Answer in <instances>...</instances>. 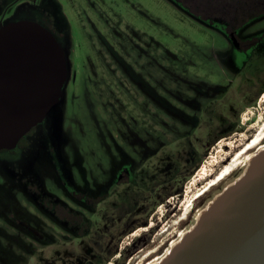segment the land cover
<instances>
[{
	"label": "rangeland",
	"instance_id": "374dc122",
	"mask_svg": "<svg viewBox=\"0 0 264 264\" xmlns=\"http://www.w3.org/2000/svg\"><path fill=\"white\" fill-rule=\"evenodd\" d=\"M21 20L53 34L67 78L27 145L0 150V264L162 261L264 154L263 139L179 222L214 146L218 171L264 136V15L243 50L172 0H0V27Z\"/></svg>",
	"mask_w": 264,
	"mask_h": 264
},
{
	"label": "water",
	"instance_id": "95a60500",
	"mask_svg": "<svg viewBox=\"0 0 264 264\" xmlns=\"http://www.w3.org/2000/svg\"><path fill=\"white\" fill-rule=\"evenodd\" d=\"M66 78L64 52L48 29L25 20L0 27V150L15 149L43 122ZM210 209L162 264H264V154Z\"/></svg>",
	"mask_w": 264,
	"mask_h": 264
},
{
	"label": "trees",
	"instance_id": "16d2710c",
	"mask_svg": "<svg viewBox=\"0 0 264 264\" xmlns=\"http://www.w3.org/2000/svg\"><path fill=\"white\" fill-rule=\"evenodd\" d=\"M181 8L195 18L212 26L223 29L229 36L233 33L239 43V49H253L263 35L241 40L237 32L247 26L254 19L264 15V0H172ZM52 28V27H51ZM34 128L27 134L31 135ZM26 135V136H27ZM23 137L18 147H25L27 144ZM56 207L54 212L60 220L73 222L79 220L77 216Z\"/></svg>",
	"mask_w": 264,
	"mask_h": 264
},
{
	"label": "bare ground",
	"instance_id": "6f19581e",
	"mask_svg": "<svg viewBox=\"0 0 264 264\" xmlns=\"http://www.w3.org/2000/svg\"><path fill=\"white\" fill-rule=\"evenodd\" d=\"M261 101H263V99ZM259 133L256 134L255 136H253L252 138H250L247 141V143L240 150L235 152V154L232 155V157L226 162V164H224V166L220 169L219 172H217V174H215L213 177H210L211 176L210 174L213 172L214 163H215V157H214L213 151L216 150V149L219 150L221 148L222 142L224 140H222L221 142H218L216 144V146H214L215 148H213L211 150V154L212 155L204 162L203 166L200 168V170L196 173L194 178L189 182L188 186L186 187V193L187 194L192 193V194H191V196L188 198V200L184 204L185 206H186V204H188L186 206L185 210H184V213H183V215L185 217L181 218L179 221L182 222V221L185 220V218H187L188 214L192 211L191 206H193V204H194V202L196 200H198L203 195H205L206 193L210 192L212 188L216 187L221 182L226 180L234 171H236L240 167L241 158L244 155H246L248 152H250V151L254 150L255 148H257L262 143V141L264 139V136H261V134H263V133H261V134H259ZM243 148H245L244 151H242ZM259 152L262 153V152H264V150L261 149ZM256 155L257 154H254V156L252 158L248 159V163H250L253 160H256L257 157H258ZM199 184H201L200 187H198ZM194 189H195V191L193 192ZM195 197H197V198L195 199ZM219 200H221L220 197L215 202H218ZM206 212L207 211L202 212V213L200 212L196 216L195 220L197 222H200L201 217ZM144 231H147V229L146 228L138 229L134 233H132L130 236L138 237L139 234L141 232H144ZM183 235H184V237H187L189 235V232H186V234H183ZM126 239H127V237H126ZM179 246L180 245L178 243L174 244L171 247L172 250L170 249L171 251L169 250L166 253L168 255L165 256L162 259V261L150 260V257L155 253L156 249L149 250L148 252H145L143 256L140 257V260L138 261L137 264H162L164 261H166L169 258V256L171 255L172 251L176 250Z\"/></svg>",
	"mask_w": 264,
	"mask_h": 264
},
{
	"label": "flooded vegetation",
	"instance_id": "af4514ba",
	"mask_svg": "<svg viewBox=\"0 0 264 264\" xmlns=\"http://www.w3.org/2000/svg\"><path fill=\"white\" fill-rule=\"evenodd\" d=\"M232 34H233V33H232ZM232 34H231V35H232ZM233 35H234V34H233ZM234 37H235V35H234ZM235 39H236V37H235ZM237 43H238V42H237ZM237 48H239V43H238V47H237ZM263 97H264V96H262L261 99L264 100ZM262 102H263V101H262ZM19 142H20V141H19ZM18 144H19V143H18ZM244 145H245V144H244ZM247 145H248V144H247ZM247 145H246V146H247ZM17 146H18V145H17ZM246 146H245V147H246ZM244 149H245V148H243L242 151H244ZM13 150H14V149H13ZM245 151H246V150H245ZM204 162H205V161H204ZM204 162H203V164H204ZM203 164H202L201 166H203ZM214 165H215V164H214ZM223 166H224V165H223ZM198 167H199V166H198ZM198 167L196 168V170L198 169ZM215 167H216V166H215ZM199 170H200V167H199V169L196 171V173H197ZM219 171H220V169H219L218 171H215V169H214L213 172L210 174V175H211L210 177H213V176H214L215 174H217V172H219ZM196 173H195V175H196ZM195 175H194V176H195ZM194 176H193V177H194ZM200 185H201V184H199L198 187H200ZM197 197H198V196H197ZM197 197H195V199H196ZM191 198H192V197H191ZM183 207H184V209H183V213H184V210H185L186 207H185V205H183ZM191 208H192V206H191ZM188 215H189V214H188ZM196 216H197V215H196ZM184 217H185V216L183 215L182 218H184ZM179 220H180V219H179ZM179 222H181V221H179ZM149 227H151V226H149ZM142 228H143V227H142ZM138 229H141V228H138ZM138 229H136V230H138ZM146 229H147V228H146ZM136 230H135V231H136ZM135 231H133L132 233H134ZM144 232H145V231H144Z\"/></svg>",
	"mask_w": 264,
	"mask_h": 264
}]
</instances>
